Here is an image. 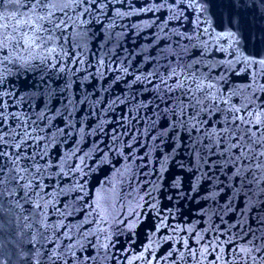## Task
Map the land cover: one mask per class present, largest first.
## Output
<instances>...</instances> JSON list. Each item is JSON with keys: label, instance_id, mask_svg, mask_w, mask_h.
<instances>
[{"label": "snow or ice", "instance_id": "snow-or-ice-1", "mask_svg": "<svg viewBox=\"0 0 264 264\" xmlns=\"http://www.w3.org/2000/svg\"><path fill=\"white\" fill-rule=\"evenodd\" d=\"M230 2L235 4V0ZM207 3L208 0H149L148 6L137 9L129 0H0V64L42 69L41 91L27 100L19 97L22 103L16 98L8 103L5 96L15 94L3 90L0 74V199L22 193L21 199L32 207L35 243L31 254L25 257L28 264H106L109 258L110 229L119 218L110 219L108 209L115 206L102 196L80 203L86 182L65 183L61 187L62 181L70 180L77 172L80 178L86 175L87 151L78 147L86 123L83 117L75 120L77 105L97 119V127L87 134L101 136L106 123L97 117V112L107 117L114 111L113 105H125L124 116L117 120L119 129L112 127L109 139L125 160L131 158L133 164L141 161L138 167L147 166L143 164L146 158L150 165L152 153L162 152L164 144L171 142V152L162 155V160L187 151L195 174L210 179L213 171L225 170L231 175L232 190L243 194L246 201V189L253 186L259 195H264V56L246 53L238 32H217ZM118 4H127V10ZM148 12L153 13L149 27L156 29L151 47L160 59L150 55L149 50V54H142V62L152 65L149 70L130 72V62L124 66L115 51L122 46L116 41L121 34L126 35L123 30L129 26L117 21ZM93 23L102 25L104 30V44L98 45L99 51L89 48V26ZM185 23L191 28L185 29ZM130 27L134 35L139 34L135 31L139 22ZM105 68L118 73L110 83L124 79L129 90L136 86L137 92L130 98L118 95L107 100L93 92L95 99H91L84 86L93 79L101 83ZM129 75L131 80L127 79ZM77 85L83 93L79 97L74 90ZM100 90L107 92L108 88L101 83ZM144 92L152 93V98L146 103L137 101L136 95ZM50 101L58 103L54 106ZM133 104L138 107L129 119ZM23 105L31 111H23ZM142 108L149 109L150 114L141 115ZM57 119L63 126L55 124ZM131 121L137 123L133 125ZM73 135V148L62 152L53 163L52 150L66 144ZM125 136L127 143H119ZM94 143L99 150V143ZM108 147L114 151L111 145ZM157 163L163 170L164 164ZM52 180L55 184L46 183ZM73 191L81 195L75 197L71 206L67 201L61 206L59 197ZM231 203L227 201L225 211ZM77 212L83 213L82 219L66 224L65 220ZM53 216L55 220L51 219ZM174 231H188V235L166 238L174 239L183 249L172 248L162 257L165 261L172 258L171 264H219L222 245L229 242L206 241L199 233L193 235L195 229ZM189 238L198 247L189 243ZM249 245L229 251L243 264H264V244L256 246L249 241ZM89 246L91 252H87Z\"/></svg>", "mask_w": 264, "mask_h": 264}, {"label": "water", "instance_id": "water-1", "mask_svg": "<svg viewBox=\"0 0 264 264\" xmlns=\"http://www.w3.org/2000/svg\"><path fill=\"white\" fill-rule=\"evenodd\" d=\"M129 2L137 9L149 4V0H129ZM15 7L17 6L9 5V8ZM117 7L127 10L128 5L118 4ZM207 7L212 25L217 32L229 30L238 32L241 47L246 53L264 56V0H243V2L235 0V4H232L230 0H208ZM156 15L162 17L164 14L157 13ZM152 18L153 13L151 12L135 13L130 18L117 21L118 24L129 26L123 30L126 35L121 34L116 41L117 44L122 43V46L115 48V51L118 59L124 61V66L130 62V72L149 70L152 65L142 62V54H149V50H151L150 55L157 60L160 59L156 50L151 47L152 33L156 31L154 27H149ZM137 22L140 27L135 31L139 34L134 35V30L130 26ZM89 27V48L99 51L98 45L104 44L103 27L96 23ZM184 28L190 29L191 25L185 23ZM116 31L120 33L121 29L117 28ZM92 33L95 34L92 35ZM159 43L163 45V41ZM221 43L226 44L227 41L222 40ZM105 64L107 65V60ZM114 68L115 64H113ZM92 70L95 71V68ZM102 71L104 76L101 77V83L108 88V91H101V83L93 79L84 86L90 96L95 92L102 99L107 100L118 95L121 98H130L132 93L137 92L136 86L129 90L124 79L118 83H110L112 77L118 75L116 71H108L106 68ZM41 72L42 69L38 67L26 69L7 62L0 64L3 90L15 94L14 97L5 96L8 103L11 104L14 98L18 100L19 97H23L27 100L30 96L37 95L41 91ZM127 79L131 80L132 76H127ZM57 82L62 85V81L57 80ZM52 86L55 87V84ZM74 90L77 97L83 94L78 85ZM152 95L148 92L142 95L137 94L136 100L146 103ZM91 99L94 100L95 96H91ZM39 102V100L36 101V103ZM18 103L22 102L18 100ZM50 103L55 106L58 102L50 101ZM112 107L114 111H110L107 117L97 112V117L106 123L105 134L101 136L94 132L91 135L87 134L92 128L97 127V119L88 115L84 108L77 105L79 111L74 113L75 120L79 121L83 117L86 123L85 134L78 145L82 150L87 151V155L84 156V164L87 165L84 168L86 175L80 178V173L77 172L70 180L61 183L63 187L65 183L78 181L84 184L86 182V193L84 200L80 203L90 202L94 196H102L115 206L114 209L111 207L108 209L110 219L112 216H117L119 219L112 224L110 229L112 244L106 264H129L130 261L131 264H171L172 258L165 261L162 257L166 256L172 248L183 249L180 244L174 243V239L166 238L188 235V231H174L178 228L195 229L193 235L199 233L206 241L212 240L214 243L217 240L229 241L222 245L223 258L219 264H232L233 261L236 264H243L229 249L238 250L241 247L251 246L249 241H253L256 246L264 244V195H259L256 186L250 190L246 189L248 191L246 201L243 194L232 190L229 172L213 171L209 174L210 179L195 174L187 151L176 153L175 158L168 156L167 161L162 160V155L171 152L173 147L171 142L164 144L162 152L152 153L150 165L147 158L143 162L147 166L143 167H138L141 164L139 160L135 164L132 163L131 158L125 160L121 155V150L109 139V130L114 126L119 129L117 120L124 116L125 105H113ZM136 107H138L136 104L130 107L129 119ZM19 110L21 109L9 108V111ZM22 110L31 111L27 105H23ZM146 113L150 114L149 109L142 108L141 115ZM131 123L135 125L137 121H131ZM55 124L63 126L60 119H57ZM141 126H143L142 122ZM76 127L79 128L80 124L77 123ZM129 132L131 133V128ZM73 140H76L75 135L69 137L66 144L57 145L52 150L53 163L62 152L73 148ZM127 140V136L122 137L119 143L126 144ZM94 141L99 143V150ZM108 145H111L114 151H109ZM127 151L126 147L123 148L125 156ZM157 162L164 164L163 170L159 169ZM73 163H79V161L74 160ZM46 183L55 184V180L46 181ZM254 192L257 194L253 195ZM78 195L81 193L73 191L66 196H61L59 203L63 206L67 201L71 206ZM21 196L22 193L15 197L5 195L0 199V261L4 264H28L25 257L31 254L33 243H35L32 241L36 228L32 207L25 203ZM229 200L232 201L231 208L225 211ZM82 216V212H77L73 217H68L65 223H76L82 219ZM51 219L55 220L56 217L53 216ZM91 239L95 242V237ZM189 243L198 247L191 238H189ZM91 251L89 246L87 252ZM211 258L209 256L208 259L211 260Z\"/></svg>", "mask_w": 264, "mask_h": 264}]
</instances>
